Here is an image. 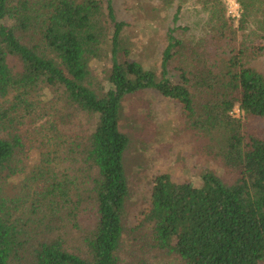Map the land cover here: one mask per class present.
I'll use <instances>...</instances> for the list:
<instances>
[{"label": "trees", "instance_id": "obj_1", "mask_svg": "<svg viewBox=\"0 0 264 264\" xmlns=\"http://www.w3.org/2000/svg\"><path fill=\"white\" fill-rule=\"evenodd\" d=\"M191 1L141 0V10L154 20L174 9L175 24ZM196 1L195 28L165 31L155 70L129 59L112 0H0V264H264V129L247 125L264 120V74L250 63L264 54V0H236V27L223 0ZM94 61L110 63L107 90ZM43 89L59 92L61 129L45 122L52 133L26 171L11 113H32ZM148 91L180 105L196 152L222 175L206 169L199 186L155 176L129 226L120 121ZM68 112L93 126L74 130Z\"/></svg>", "mask_w": 264, "mask_h": 264}, {"label": "rangeland", "instance_id": "obj_2", "mask_svg": "<svg viewBox=\"0 0 264 264\" xmlns=\"http://www.w3.org/2000/svg\"><path fill=\"white\" fill-rule=\"evenodd\" d=\"M112 6L116 19L126 24L123 44L129 51V59L140 63L145 69L158 70L160 54L164 47L165 31L171 27L190 26L195 28L193 23L198 20L196 13L199 11L200 2L192 0L185 5L175 24L173 23L174 9H159L153 20L148 14L150 13L148 9L145 12L141 10V0H112ZM225 14L236 27L239 11L238 16L233 17L225 7ZM5 23L8 26L11 25L10 21ZM198 30L201 31L200 28ZM229 49L230 47H226L224 51ZM250 63L264 74V54L252 56ZM90 69L107 90L110 87L107 81L110 71L109 61L106 63L94 61L91 63ZM58 95L59 92L56 89H43L33 97L36 103H34L32 113L25 111L22 107L16 108L11 113L15 118L12 124L13 133H16L22 141L20 157L25 162L26 171L31 169V166L36 162L38 156L36 148L45 145L47 135L52 133L45 122L56 121L58 127L59 119H55V111L59 107L56 103ZM139 97L127 100L120 121L121 129L131 139L130 146L124 155L133 195L129 226L135 222L138 210L148 205L151 182L155 176L168 174L173 182L199 186L201 184L200 176L206 169L216 168V173L222 175V170L219 167H214L210 161L196 152L198 148L196 141L183 127L184 119L180 105L151 91L141 95L143 102H140ZM68 115L71 119L76 118L74 130L78 129L77 125H81L85 129L93 126V122L89 125L84 116L79 118L72 112H68ZM233 115L241 117L237 109ZM90 119L95 121L94 116H91ZM147 119L148 125L143 126V120ZM247 125L257 130L264 129V120L253 119L248 121ZM58 129L61 128L58 127ZM21 179V175L14 177L10 180V184L15 185ZM129 254L127 253L126 256L128 259ZM150 259L153 264L169 263V260L162 256L150 255Z\"/></svg>", "mask_w": 264, "mask_h": 264}, {"label": "built area", "instance_id": "obj_3", "mask_svg": "<svg viewBox=\"0 0 264 264\" xmlns=\"http://www.w3.org/2000/svg\"><path fill=\"white\" fill-rule=\"evenodd\" d=\"M225 3L229 14H232L233 17L238 16L239 6L236 0H223Z\"/></svg>", "mask_w": 264, "mask_h": 264}]
</instances>
